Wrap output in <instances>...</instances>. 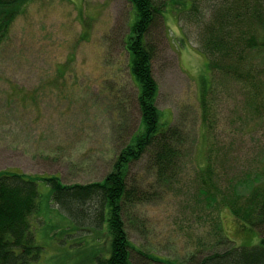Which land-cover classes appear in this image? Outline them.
I'll use <instances>...</instances> for the list:
<instances>
[{
    "label": "rangeland",
    "instance_id": "374dc122",
    "mask_svg": "<svg viewBox=\"0 0 264 264\" xmlns=\"http://www.w3.org/2000/svg\"><path fill=\"white\" fill-rule=\"evenodd\" d=\"M166 1L160 34L166 40V30L167 40L154 62L157 106L165 128L183 122L194 134L201 121L198 84L209 62L200 32L211 0H200L199 14L178 0ZM134 20L129 0H43L17 19L0 52V171L58 175L67 185L101 182L111 172L141 119L124 43ZM214 98L215 128L197 134L195 167L168 197L140 207L135 225L129 224L138 249L171 264H186L214 232L201 171L213 167V180L230 193H248L254 175L264 182V121L236 86H219ZM146 163L132 173L149 183ZM39 188L41 212L33 216L32 229L40 250L32 264H97L96 256L109 258L107 223L80 232L76 220L53 203L50 186L40 181ZM221 220L236 246L260 244V234L229 208ZM210 245L206 254L227 248Z\"/></svg>",
    "mask_w": 264,
    "mask_h": 264
},
{
    "label": "trees",
    "instance_id": "16d2710c",
    "mask_svg": "<svg viewBox=\"0 0 264 264\" xmlns=\"http://www.w3.org/2000/svg\"><path fill=\"white\" fill-rule=\"evenodd\" d=\"M39 1L43 0H0V52L17 19ZM129 1L135 20L130 23L124 43L137 90L140 123L115 157L113 169L101 182L67 185L58 175L0 171V264H32L39 257L32 218L41 212L40 181L50 186L53 203L67 219L76 220L80 232L91 233V229H101L107 223L112 238L111 254L109 258L96 256L97 264H171L167 259L138 249L131 241L129 224L135 225L138 209L148 202L168 197L187 176L190 166L195 167L192 154L199 150L197 134L215 128L212 103L219 86H236L244 102L264 121V0L210 1L211 15L200 32L201 49L209 59L208 73L198 84L201 121L199 132L194 134L183 122L165 128L157 106L159 84L154 62L162 52V40H167L166 30L163 33L166 40L162 39L160 26L164 21L162 10L169 1ZM171 1L177 3V0ZM200 2L178 0L186 11L195 10L197 14ZM144 159L152 176L149 183L132 173L135 165ZM213 171L208 165L200 172V186L204 187L206 205L211 207L214 232L208 241H200V249L185 258V263L264 264V182H258L254 175L249 181L248 193L241 188L230 193L213 180ZM224 208H229L234 216L260 234L259 245H235L223 229L221 211ZM86 226L89 228H84ZM57 231L61 232L59 227L54 230ZM209 245L227 248L206 254Z\"/></svg>",
    "mask_w": 264,
    "mask_h": 264
}]
</instances>
